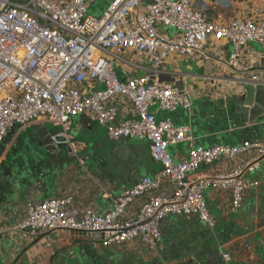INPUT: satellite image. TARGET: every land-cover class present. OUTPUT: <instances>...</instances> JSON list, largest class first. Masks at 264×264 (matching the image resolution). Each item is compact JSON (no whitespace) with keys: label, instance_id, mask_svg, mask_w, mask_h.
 Masks as SVG:
<instances>
[{"label":"built area","instance_id":"built-area-1","mask_svg":"<svg viewBox=\"0 0 264 264\" xmlns=\"http://www.w3.org/2000/svg\"><path fill=\"white\" fill-rule=\"evenodd\" d=\"M199 1L113 0L94 17L88 0H0V144L15 126L21 131L43 121L65 131L73 116L86 115L106 129L109 140H146L151 158L162 167L110 196L111 208L104 213L78 210L71 196L28 201L10 232L36 238L66 231L93 246L140 244L157 253L168 216L215 225L205 191L227 192L231 212L242 207L246 191L256 184L245 175L264 156V138L241 145H191L184 158L174 159L168 148L191 142L190 129L156 117V111L187 110L198 99L230 97L244 84L264 85V12L249 19H212L208 0ZM221 42L231 46L229 53L218 50ZM250 43L262 51H246ZM179 59L210 66L202 89L180 83L176 70H168ZM124 101L132 117L116 122V105ZM242 157L229 170L199 172ZM164 186L171 190L164 193ZM223 259L227 264L230 255Z\"/></svg>","mask_w":264,"mask_h":264},{"label":"crops","instance_id":"crops-1","mask_svg":"<svg viewBox=\"0 0 264 264\" xmlns=\"http://www.w3.org/2000/svg\"><path fill=\"white\" fill-rule=\"evenodd\" d=\"M96 1H101L100 4L103 6L110 4L113 0H88V8ZM152 1L144 0L143 4ZM216 1L208 0L207 2L210 7L209 16L212 19H249L257 16L255 14L259 12H264V0ZM203 2L205 0H200L198 4ZM218 48L225 53L231 51V46L225 42H221ZM245 49L253 51L249 44ZM179 64H182V68H179ZM173 68L178 73L177 80L180 83L192 84L199 90L207 84L203 78L211 72L208 64L200 63L195 59H179L174 63ZM252 76L255 75L251 74L250 77ZM203 99L205 98L198 100ZM116 107L118 110L116 122L132 117V109L125 101L117 104ZM78 116L84 124L94 123L86 115ZM156 117H159V120L167 118L159 111H156ZM41 126L59 127L48 122L37 121L21 131L16 126L8 130L5 141H2L4 148L1 149L0 166L6 162L8 153L16 143L22 142L36 147L37 144L32 145L27 136ZM100 131L106 146L123 148L122 157L109 156L94 161V165L86 163L81 158L73 163L67 162L68 164L59 162L49 180L43 178L36 187L25 190H21L16 185L15 188L14 183L12 187L10 178L0 180V264H68V259L70 264H75L74 261L76 264H157L160 261L170 260L172 255L178 253L179 243L186 237L196 235V229H204L220 241L217 243L218 250L230 255L227 264H262L264 262V171L261 165L260 167L257 165L253 172L245 175L246 180L256 184L246 191L243 205L236 212L229 210L230 200L227 192L209 190L204 192L203 199L215 220L213 230L197 217L168 216L163 222L162 240L157 253L147 251L140 244L121 249L93 246L82 236L66 231H53L36 238H31L22 232H10V229L23 218L25 204L28 201L37 202L51 197L71 196L78 210L90 208L98 213H104L111 208L110 196H116L143 177H152L160 172L158 164L153 161L148 151L146 164L144 159L140 158L145 154V150L139 151L141 145L136 144V140L112 142L107 138L104 128H100ZM190 136L191 142H183L168 148L172 158H184L191 145L211 147L221 144L215 142L205 146L198 142L199 138L195 137L191 131ZM252 140L254 141V139L249 141ZM130 144L132 147L128 146ZM233 145H240V143ZM244 159L246 157L234 162H215L211 167H201L199 172L206 175L223 172L232 168L235 162ZM170 190V186L162 187L164 193ZM140 201H137L132 209L135 210ZM212 253L207 258L208 262L198 261L194 264H226L222 254L215 256Z\"/></svg>","mask_w":264,"mask_h":264},{"label":"water","instance_id":"water-1","mask_svg":"<svg viewBox=\"0 0 264 264\" xmlns=\"http://www.w3.org/2000/svg\"><path fill=\"white\" fill-rule=\"evenodd\" d=\"M261 64L264 66V60H261ZM192 104L194 105L187 110L177 109L175 112H168L165 120L173 122L176 126L187 125L193 135L199 138L198 142L205 146L215 142L223 145L239 142L241 145L250 139L264 138V85L244 84L230 97L214 101L197 100ZM183 111L186 112L183 115L187 117L179 115ZM100 128L103 127L97 123L84 124L79 116H73L65 131L62 127L48 126L34 129L27 138L32 145L36 143V147L18 142L8 153L6 162L12 171L9 177L13 179L14 187L16 185L25 190L36 187L43 178L49 180L59 162L73 163L81 158L86 163L94 165V161L109 156L122 157L123 148L106 146ZM104 132L106 133V130ZM63 134H66L69 140H66ZM140 142L141 150H145V154L140 158L144 159L146 164L147 153L149 154L148 142L146 140ZM257 164L258 167L261 165L264 171V156ZM159 168L161 171L162 167ZM213 228L214 226L211 229ZM196 230V235L186 237L179 243L178 253L172 255L170 260L157 264H194L198 261L208 262L207 258L212 252L215 256L219 253L227 254L218 250L217 243L220 241H217L212 233L204 229Z\"/></svg>","mask_w":264,"mask_h":264},{"label":"rangeland","instance_id":"rangeland-1","mask_svg":"<svg viewBox=\"0 0 264 264\" xmlns=\"http://www.w3.org/2000/svg\"><path fill=\"white\" fill-rule=\"evenodd\" d=\"M14 1H18V2H23L24 0H14ZM100 3H102L101 1H96V2H94L93 4H90V7H89V14L91 15V16H94V17H97V16H101L102 14H103V12L106 10V7L108 6V4L107 5H101ZM163 31H164V33H166V34H168V35H173L174 33H175V30L174 29H172V28H163ZM249 47L253 50V51H255V52H261L262 51V48H261V46L259 45V44H257V43H250L249 44ZM171 68H173L171 65H169L168 66V70H171ZM179 68H182V64H179ZM141 75V72H139V75L138 76H140ZM124 77L122 76V77H120L119 78V80L122 82V81H124ZM196 101V100H195ZM200 101V100H199ZM193 103H194V101H192ZM192 105H194V104H192ZM160 112H162V111H160ZM163 114H165L166 116H168V112H162ZM186 112L185 111H183V112H181V113H179V115L181 116V115H183V114H185ZM183 116H185V117H187L186 115H183ZM178 116L176 115V118H177ZM159 118V117H158ZM165 120V119H164ZM186 120H188V118H186ZM104 128V127H103ZM105 129V128H104ZM106 130V129H105ZM103 132V131H102ZM102 134V133H101ZM106 134H107V131H106ZM5 141V140H4ZM136 144H139V145H142V143L137 139V143ZM132 147V146H131ZM4 148V142H2L1 144H0V156H1V149H3ZM135 150V149H134ZM141 150V149H140ZM139 150V151H140ZM126 151V150H125ZM141 152V151H140ZM122 154H124V151L123 152H121ZM159 167H161L160 165H159ZM12 173V171H11V169H10V165H9V163L8 162H6V163H3L1 166H0V180H2V179H7V178H10L9 180H10V182H11V185H12V187H13V179L11 178V177H9V175ZM155 176V175H154ZM153 177V176H152ZM207 206V205H206ZM208 208V207H207ZM208 211H209V209H208ZM67 263L68 264H70V262H69V259L67 260ZM72 263V262H71ZM74 263L76 264V262L74 261Z\"/></svg>","mask_w":264,"mask_h":264}]
</instances>
